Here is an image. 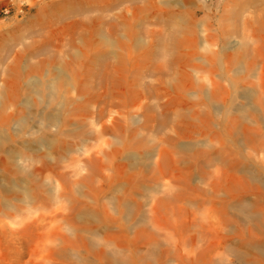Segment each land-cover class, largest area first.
Returning <instances> with one entry per match:
<instances>
[{"label": "bare ground", "instance_id": "bare-ground-1", "mask_svg": "<svg viewBox=\"0 0 264 264\" xmlns=\"http://www.w3.org/2000/svg\"><path fill=\"white\" fill-rule=\"evenodd\" d=\"M211 3L191 2L234 38L228 92L211 69L166 79L175 26L142 55L154 70L127 26L124 46L107 33L112 69L33 76L24 109L0 61V264H264V0ZM196 27L189 51L212 53L215 30Z\"/></svg>", "mask_w": 264, "mask_h": 264}, {"label": "rangeland", "instance_id": "rangeland-1", "mask_svg": "<svg viewBox=\"0 0 264 264\" xmlns=\"http://www.w3.org/2000/svg\"><path fill=\"white\" fill-rule=\"evenodd\" d=\"M44 1L48 5V15L39 23L27 26L25 30L23 27L29 22L24 21L27 20L29 14H39L36 4L41 3L42 0H14V10L10 15L4 16L0 13V28L3 32L0 36L3 47L0 52V61L7 69L5 77L7 84H14L20 88L18 109H24L22 104L31 95L30 78L33 76H42V80L47 84L52 72L54 73L58 68L63 69L66 76L76 75L77 64L82 59L88 62L95 75L97 68L105 65L112 69L114 47L110 46L105 39L109 34L124 46L127 40L123 38V34H126L124 30L127 26H130L129 35L151 41L149 47L138 44V48L132 51L140 54L136 65L146 70L149 68L154 70V64L157 61L148 65L149 59L142 55L154 52L157 38L171 31L173 26L177 30L183 28L182 33L178 31L180 33L179 42L168 67L166 79L175 82L176 74L180 73L186 65L201 71L211 69L221 76V82L228 92V54L235 53L228 51V42H233L234 38L228 33V28L218 29L219 13L214 7L209 10L203 9L200 4L192 5L193 0ZM211 2L207 1V4L211 5ZM23 4L25 8L21 15L19 13ZM16 8L19 12L15 11ZM255 9L250 10L252 15ZM260 17L258 14V18ZM13 19L22 22L10 26L8 22ZM203 19H206V24L211 30H215L211 34L214 45L212 53H206L200 46L189 51L194 34L200 36L196 25ZM107 28L110 30L107 31ZM36 48H43V51L36 50ZM82 52L87 53L86 58ZM189 54L194 55L192 60ZM207 57L212 58L209 65L198 60ZM226 96L228 97V94ZM226 105L228 106V102ZM44 106L45 104H42L39 109L43 110ZM30 112L35 114L36 108L31 107ZM166 117H169V122L173 124L174 117L171 114ZM157 123L156 129L159 131L161 120L159 119ZM148 131V128L143 130L146 137ZM146 137H143L144 141L141 140L144 146L147 143ZM224 240H228V234L225 235Z\"/></svg>", "mask_w": 264, "mask_h": 264}, {"label": "built area", "instance_id": "built-area-1", "mask_svg": "<svg viewBox=\"0 0 264 264\" xmlns=\"http://www.w3.org/2000/svg\"><path fill=\"white\" fill-rule=\"evenodd\" d=\"M206 1H214V0H206ZM0 13L4 16H8L12 13V11L14 10V0H0ZM25 6L23 4V6L21 5V9H20V13L19 14H23L24 13V9ZM15 11H18V9L16 8ZM19 12V11H18Z\"/></svg>", "mask_w": 264, "mask_h": 264}]
</instances>
